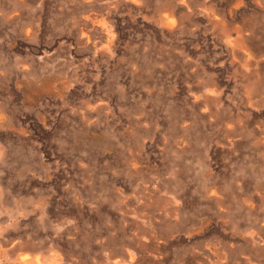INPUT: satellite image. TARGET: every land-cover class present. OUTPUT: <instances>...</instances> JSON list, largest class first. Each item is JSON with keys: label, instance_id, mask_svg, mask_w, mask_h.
Listing matches in <instances>:
<instances>
[{"label": "rangeland", "instance_id": "374dc122", "mask_svg": "<svg viewBox=\"0 0 264 264\" xmlns=\"http://www.w3.org/2000/svg\"><path fill=\"white\" fill-rule=\"evenodd\" d=\"M2 214L41 264H264V0H0Z\"/></svg>", "mask_w": 264, "mask_h": 264}, {"label": "crops", "instance_id": "0c3cea01", "mask_svg": "<svg viewBox=\"0 0 264 264\" xmlns=\"http://www.w3.org/2000/svg\"><path fill=\"white\" fill-rule=\"evenodd\" d=\"M5 219L2 214L0 217V264H41V259L44 258L42 253L24 248L20 241L7 239ZM25 255L28 258L22 259Z\"/></svg>", "mask_w": 264, "mask_h": 264}, {"label": "bare ground", "instance_id": "6f19581e", "mask_svg": "<svg viewBox=\"0 0 264 264\" xmlns=\"http://www.w3.org/2000/svg\"><path fill=\"white\" fill-rule=\"evenodd\" d=\"M163 9V8H162ZM174 7L170 8V10H172L171 12H169L168 14H165L164 17L166 18L169 26L173 27L175 26L176 24V19L174 18ZM237 33H238V36L239 38H242L243 37V29L241 28V26H237L236 30H235ZM217 249V248H216ZM212 251V250H211ZM215 251H218V250H215ZM214 252V251H213ZM220 253V252H219ZM218 257V256H217ZM28 258L27 255L23 256L22 259H26ZM38 260V259H37Z\"/></svg>", "mask_w": 264, "mask_h": 264}]
</instances>
